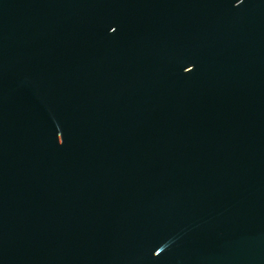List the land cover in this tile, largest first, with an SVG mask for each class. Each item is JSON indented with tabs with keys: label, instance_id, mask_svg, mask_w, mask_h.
Listing matches in <instances>:
<instances>
[{
	"label": "water",
	"instance_id": "95a60500",
	"mask_svg": "<svg viewBox=\"0 0 264 264\" xmlns=\"http://www.w3.org/2000/svg\"><path fill=\"white\" fill-rule=\"evenodd\" d=\"M0 264H264V0H0Z\"/></svg>",
	"mask_w": 264,
	"mask_h": 264
}]
</instances>
